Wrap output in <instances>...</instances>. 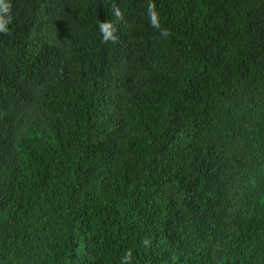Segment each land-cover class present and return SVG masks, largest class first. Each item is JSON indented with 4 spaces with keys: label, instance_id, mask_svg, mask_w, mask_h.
<instances>
[{
    "label": "trees",
    "instance_id": "obj_1",
    "mask_svg": "<svg viewBox=\"0 0 264 264\" xmlns=\"http://www.w3.org/2000/svg\"><path fill=\"white\" fill-rule=\"evenodd\" d=\"M5 2L0 264H264V0Z\"/></svg>",
    "mask_w": 264,
    "mask_h": 264
},
{
    "label": "clouds",
    "instance_id": "obj_2",
    "mask_svg": "<svg viewBox=\"0 0 264 264\" xmlns=\"http://www.w3.org/2000/svg\"><path fill=\"white\" fill-rule=\"evenodd\" d=\"M10 11L11 5L6 3L5 0H0V32L2 33L9 32L8 25L12 22V20L10 16L7 19L5 17L8 13H10ZM112 11L117 21L124 20V14L117 5L113 4ZM146 11L148 14L150 25L160 31L161 37L165 39L168 38L171 35V32L167 28H161L159 12L157 11V5L155 3V0H149ZM99 31L102 37L101 43H117V28L115 27V23L113 21L106 20L100 22ZM144 243L147 244V241L145 240ZM127 259L128 257L125 256L122 260V264H124V261H126Z\"/></svg>",
    "mask_w": 264,
    "mask_h": 264
}]
</instances>
